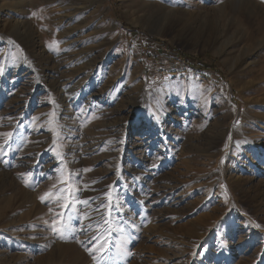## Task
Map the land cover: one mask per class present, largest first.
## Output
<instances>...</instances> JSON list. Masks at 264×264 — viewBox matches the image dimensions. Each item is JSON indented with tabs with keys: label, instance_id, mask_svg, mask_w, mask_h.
I'll return each instance as SVG.
<instances>
[{
	"label": "rangeland",
	"instance_id": "1",
	"mask_svg": "<svg viewBox=\"0 0 264 264\" xmlns=\"http://www.w3.org/2000/svg\"><path fill=\"white\" fill-rule=\"evenodd\" d=\"M103 219L106 264H264V0H0V264Z\"/></svg>",
	"mask_w": 264,
	"mask_h": 264
},
{
	"label": "snow or ice",
	"instance_id": "2",
	"mask_svg": "<svg viewBox=\"0 0 264 264\" xmlns=\"http://www.w3.org/2000/svg\"><path fill=\"white\" fill-rule=\"evenodd\" d=\"M32 15L36 16L37 13L34 12V13H32ZM58 43H59L58 41L54 42L53 44L49 45V47L50 48L55 47L56 45H58ZM6 135L11 136V133H8ZM61 191H65V190L61 189ZM51 195H52L51 193H45V195L41 196L40 199L42 202H44L45 199L50 197ZM71 195H72V193H69V196L64 197L66 202L61 205L62 209L67 210V209H69L70 204L79 203L78 201L72 200L70 198ZM58 199H59V197H58ZM82 203L88 204V201H83ZM100 209H105V206L103 204L100 205L99 209H97V211H99ZM105 211H107V209H105ZM57 215L60 216V219L58 221L54 220L52 222L51 228H52L53 232L60 235L61 238H64L68 232L74 231L75 227L77 225L75 223H73L74 218L71 215V213H69V215L67 216V219L64 218V212L63 211ZM81 218L82 219H90L87 215H84ZM103 225H109V221L106 219H103L102 225L101 224L97 225V233L91 237V241H96L95 249L92 247L88 248V251L90 254H92L94 250L98 254L96 257H94L95 264H106V262L111 259L110 255H109V246L113 244V241L108 238V236L111 234V227L108 226L107 228H105L104 232H100L99 229ZM132 227H136V226L133 224ZM255 227L259 228L260 225L257 224V225H255ZM81 230L83 231V229H81ZM116 231L123 233L124 229L123 228H117ZM80 243L83 244L84 242L80 241ZM122 243H123V241H122ZM115 246L117 248L120 247V245H115ZM117 254H119V252Z\"/></svg>",
	"mask_w": 264,
	"mask_h": 264
},
{
	"label": "bare ground",
	"instance_id": "3",
	"mask_svg": "<svg viewBox=\"0 0 264 264\" xmlns=\"http://www.w3.org/2000/svg\"><path fill=\"white\" fill-rule=\"evenodd\" d=\"M224 129H226L225 131H223V132H218L217 134H215V133H213V134H211V133H209V134H207L206 136H207V138H208V141H207V144L209 143L210 144V148H207V150H211V149H214L215 148V146L218 144V142L219 141H221V137H224V135H225V132L226 131H228V127H225ZM252 130H253V128H250V131L252 132ZM138 136H140V135H138ZM144 137V136H143ZM142 137V138H143ZM141 138V139H142ZM144 139V138H143ZM142 141V140H141ZM140 142V141H139ZM143 143V142H142ZM138 144V143H137ZM206 150V149H205ZM166 180V179H165ZM172 180V179H171ZM171 182V181H170ZM168 183V182H167ZM170 184V183H169ZM173 184V183H172ZM174 185V184H173ZM169 188V187H168ZM205 199H207V200H209V201H211V196H206L205 197ZM113 246H114V242H113Z\"/></svg>",
	"mask_w": 264,
	"mask_h": 264
},
{
	"label": "trees",
	"instance_id": "4",
	"mask_svg": "<svg viewBox=\"0 0 264 264\" xmlns=\"http://www.w3.org/2000/svg\"><path fill=\"white\" fill-rule=\"evenodd\" d=\"M124 26H125L127 29H129L130 32L135 31V29H133L131 26H129V25L126 24V23H124ZM181 55L184 56L185 53H184V52H181ZM197 66H198L201 70L204 69V66H203L202 64H198ZM203 76H205L207 79H209L210 81H212V80L210 79V76L206 75L205 73H203ZM213 83L216 84L217 82H214V81H213Z\"/></svg>",
	"mask_w": 264,
	"mask_h": 264
}]
</instances>
